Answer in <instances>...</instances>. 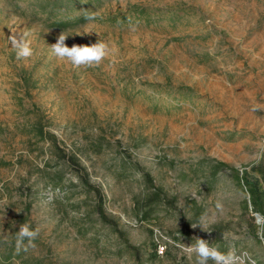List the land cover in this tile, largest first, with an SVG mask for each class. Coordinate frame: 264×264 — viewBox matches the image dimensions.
<instances>
[{
	"label": "rangeland",
	"instance_id": "374dc122",
	"mask_svg": "<svg viewBox=\"0 0 264 264\" xmlns=\"http://www.w3.org/2000/svg\"><path fill=\"white\" fill-rule=\"evenodd\" d=\"M61 33L115 51L74 68ZM243 171L264 210V0H0V264H195L196 239L264 264Z\"/></svg>",
	"mask_w": 264,
	"mask_h": 264
},
{
	"label": "clouds",
	"instance_id": "9594fccd",
	"mask_svg": "<svg viewBox=\"0 0 264 264\" xmlns=\"http://www.w3.org/2000/svg\"><path fill=\"white\" fill-rule=\"evenodd\" d=\"M95 18V15L85 17L87 21H92ZM31 35V32H27L19 39L15 35L9 38L12 48L15 49L17 60H27L34 55ZM67 37L61 33L57 42L51 45V52L58 60H66L74 68L98 67L115 51L114 48H110L106 42L101 40L91 45H72L69 47L65 43ZM39 231V227L32 228L27 223L21 224L17 235L18 248L24 240L29 242L28 246L34 247L33 241L39 236ZM24 250L26 251L27 247ZM183 251L189 255L190 259L193 254L195 255V264H208L209 260L213 261L214 264H245L244 257L247 255L246 253L238 255L234 247H229L227 252H221L204 239H196V242L190 245L183 244Z\"/></svg>",
	"mask_w": 264,
	"mask_h": 264
},
{
	"label": "trees",
	"instance_id": "16d2710c",
	"mask_svg": "<svg viewBox=\"0 0 264 264\" xmlns=\"http://www.w3.org/2000/svg\"><path fill=\"white\" fill-rule=\"evenodd\" d=\"M86 16L87 15H82L72 21L71 20L60 21L57 23L60 27L65 28L69 26L71 23L77 24V23L85 22ZM239 181L242 183V186L246 189L247 193L249 194L250 204L253 206L254 212L259 213V214H264V210H262V205H261V200H260L261 193L258 190L257 181L250 179L245 171L242 172V176ZM92 189L95 192L96 197H97V212L99 214V217L101 218V220L107 221V218L103 214L102 208H101L102 206L101 192L98 188L93 187Z\"/></svg>",
	"mask_w": 264,
	"mask_h": 264
},
{
	"label": "water",
	"instance_id": "95a60500",
	"mask_svg": "<svg viewBox=\"0 0 264 264\" xmlns=\"http://www.w3.org/2000/svg\"><path fill=\"white\" fill-rule=\"evenodd\" d=\"M256 216H257L258 221H260V217L258 215H256Z\"/></svg>",
	"mask_w": 264,
	"mask_h": 264
}]
</instances>
